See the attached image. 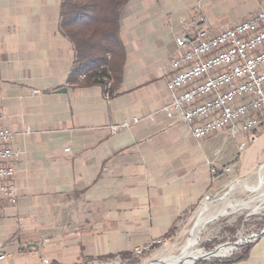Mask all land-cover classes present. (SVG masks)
Instances as JSON below:
<instances>
[{
    "label": "crops",
    "instance_id": "1",
    "mask_svg": "<svg viewBox=\"0 0 264 264\" xmlns=\"http://www.w3.org/2000/svg\"><path fill=\"white\" fill-rule=\"evenodd\" d=\"M61 2L0 0V126L17 134L11 146L22 154L18 203L0 201V264L107 262L98 259L135 256L158 240L164 243L157 250L179 247L203 205L196 228L211 221L204 217L209 200L224 189L236 193L242 180L254 184L260 170L242 172L236 147L226 149V162L222 148L209 157L219 139L239 145L228 135L198 141L159 112L170 99L176 40L201 28H233L264 10V0H130L122 16V80L110 84L114 97L80 84L83 78L70 83L75 55L60 31ZM153 114L154 121L146 119ZM135 118L144 120L111 132ZM235 158L232 172L215 181L211 167ZM249 245L248 258L233 264H264V234Z\"/></svg>",
    "mask_w": 264,
    "mask_h": 264
},
{
    "label": "built area",
    "instance_id": "2",
    "mask_svg": "<svg viewBox=\"0 0 264 264\" xmlns=\"http://www.w3.org/2000/svg\"><path fill=\"white\" fill-rule=\"evenodd\" d=\"M176 45L178 54L171 61L167 80L170 99L159 112L170 120H179L198 141L226 134L239 142L241 150L256 143L264 128V10L219 33L201 28L179 37ZM1 85L0 76V89ZM3 119L0 113V124ZM146 119L154 121L155 115ZM143 120L135 118L111 125L110 130L117 134ZM16 136L0 126V201L13 205L19 200L14 180L16 163L22 156L11 146ZM237 164L235 158L222 168L212 166L213 179L226 178ZM2 211L0 205V214ZM249 237L238 241L246 244ZM163 243L164 240H158L144 245L137 249L135 257L142 259ZM239 249L234 247L230 256ZM4 260L6 256L0 255V261Z\"/></svg>",
    "mask_w": 264,
    "mask_h": 264
},
{
    "label": "trees",
    "instance_id": "3",
    "mask_svg": "<svg viewBox=\"0 0 264 264\" xmlns=\"http://www.w3.org/2000/svg\"><path fill=\"white\" fill-rule=\"evenodd\" d=\"M130 0H62L60 6V31L73 46L75 60L70 83L81 78L85 86L99 85L114 92L112 80H122L126 50L122 41V16ZM121 72V73H120ZM120 73V75H119ZM264 226V220L260 229ZM252 245L239 249L230 259H214L199 264H233L248 258ZM153 248L151 252L156 251ZM100 261H129L138 264L134 254L108 256ZM93 260H90L92 262Z\"/></svg>",
    "mask_w": 264,
    "mask_h": 264
},
{
    "label": "rangeland",
    "instance_id": "4",
    "mask_svg": "<svg viewBox=\"0 0 264 264\" xmlns=\"http://www.w3.org/2000/svg\"><path fill=\"white\" fill-rule=\"evenodd\" d=\"M228 147H236V150H239L240 155L238 157L242 172L252 171L257 174L260 170L259 176L256 177L257 181L252 185L247 184L245 180H242L241 184L237 182L235 186H240V188H237L236 193L224 189L221 193L213 197L212 200L207 202L209 212L205 213L204 217L211 221L207 222L206 225L202 224L198 228H195L200 213L204 209L203 205L195 214L188 228V236H186L179 247L171 250L160 249L148 253L142 259H137L139 261L138 264H151L153 261H159L165 258L169 259L167 262H171L172 258L183 255V251L190 241L193 242V247L195 248L189 249L186 255L195 254L196 249L209 252L227 242L238 241L241 238L247 239L252 233H255V230L260 229L259 225L263 222L262 219H264V128L259 134L258 141L251 144L245 150H241L239 145L230 140L225 141L219 139L211 149H208V155L214 158L218 148H222L221 162H226V149ZM249 188L250 190H248ZM230 205L236 207L231 209L229 207ZM224 210L228 211V215L218 216L212 219L213 216ZM233 255L230 256L228 254L226 257L210 260H227ZM210 260H201L196 264ZM90 264H130V260L125 262L120 260L107 262L97 261ZM159 264H166V262L162 261Z\"/></svg>",
    "mask_w": 264,
    "mask_h": 264
},
{
    "label": "water",
    "instance_id": "5",
    "mask_svg": "<svg viewBox=\"0 0 264 264\" xmlns=\"http://www.w3.org/2000/svg\"><path fill=\"white\" fill-rule=\"evenodd\" d=\"M64 91H65V89H64ZM263 234H264V230H262V231H260L258 233L252 234L249 237V239H248V243H246V244H241L240 241H233L234 243H236V245L234 247L236 249H238V248H246L248 246V244L251 243L256 237L259 238ZM232 243L231 242H227V243H225L223 245L218 246L214 250H211L209 252H205V254L202 257H200V258H197V259H195V260H193V261H191L189 263L188 262H184V263H180V264H196V263H198L201 260H210V259H213V258H223L224 256H221L220 254L218 255V250L220 248L226 247L227 245L232 244Z\"/></svg>",
    "mask_w": 264,
    "mask_h": 264
},
{
    "label": "bare ground",
    "instance_id": "6",
    "mask_svg": "<svg viewBox=\"0 0 264 264\" xmlns=\"http://www.w3.org/2000/svg\"><path fill=\"white\" fill-rule=\"evenodd\" d=\"M235 207L236 206H230V208H232V209H234ZM225 215H228V211H226V210L223 212V216H225ZM219 216H222V215H219ZM200 220H202V219H200ZM200 220H199V224H200V222H202ZM199 224H197V226ZM235 245H236V243H232V244L227 245L226 247L220 248L218 250V255L220 254L221 256H225L226 257L228 254H230L232 252V250L234 249ZM197 254H200V255H197ZM204 254H205V252L200 250V251L196 252L195 254L186 255L185 251H184L183 255L180 256L178 259H173L172 263L173 264H180V263H184V262H188L189 263V262H191V261H193V260H195L197 258L202 257Z\"/></svg>",
    "mask_w": 264,
    "mask_h": 264
}]
</instances>
